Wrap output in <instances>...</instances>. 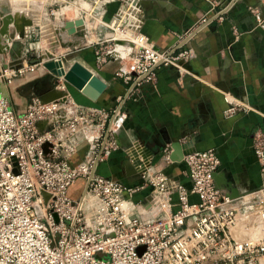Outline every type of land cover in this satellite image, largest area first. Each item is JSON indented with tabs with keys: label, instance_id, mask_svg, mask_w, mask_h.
<instances>
[{
	"label": "built area",
	"instance_id": "1",
	"mask_svg": "<svg viewBox=\"0 0 264 264\" xmlns=\"http://www.w3.org/2000/svg\"><path fill=\"white\" fill-rule=\"evenodd\" d=\"M117 1L121 5L112 21L118 28L114 31L132 32L133 38L120 46L131 43L133 51L131 61L115 73L127 89L111 110L79 106L50 126L48 119L63 109L62 102L43 103L34 95L20 112L5 92L6 84L17 74L49 73L44 63L50 57L38 55L40 61L32 63L33 52L40 53L33 43L22 67L0 58V264H264V197L239 206V198L219 190L217 149H193L184 157L189 186L162 173L149 177L153 189L142 203L132 199L138 188L98 173L100 163L118 147L126 100L142 84L154 81L162 66L174 69L179 79L193 73L186 42L163 49L142 32L143 7L150 0ZM66 7L57 11L66 16ZM96 44L101 45L96 51L99 63L107 62L111 52L103 41ZM76 53L51 57L60 60ZM55 87L69 92L63 77L55 79ZM225 99V113L231 116L239 105ZM39 123H45L43 130ZM85 142L86 157L73 163ZM171 152V147L166 150L168 160ZM255 155L264 170V133L255 138ZM79 182L82 191L74 197L70 191Z\"/></svg>",
	"mask_w": 264,
	"mask_h": 264
},
{
	"label": "crops",
	"instance_id": "2",
	"mask_svg": "<svg viewBox=\"0 0 264 264\" xmlns=\"http://www.w3.org/2000/svg\"><path fill=\"white\" fill-rule=\"evenodd\" d=\"M97 1L92 0L90 4V9L96 11L92 20L101 17L99 10L104 8ZM69 4L76 17L89 10L79 0H71ZM36 6V0H0L1 10L7 8L11 14L34 20L33 26L26 27L25 38L19 39V52L23 56L38 38L37 13L42 16L47 11ZM118 7L108 8L106 20L112 22ZM1 21L0 16V28ZM86 28L88 38L89 23ZM15 30L11 24L12 41L18 39ZM142 32L153 45L163 49L186 42L183 47L192 51L189 68L194 74L179 79L174 69L162 66L156 70L154 81L142 84L138 92L126 100L124 122L116 135L118 147L100 163L98 173L122 181L127 187L138 188L132 199L142 203L153 189L149 177L154 174L162 173L189 186L184 162L166 158L171 144L181 143L188 146L187 150L197 151L215 148L221 158L216 179L219 190L228 195L234 189L239 198L235 204L239 206L259 201L264 197V170L255 155V138L264 133V0H150L143 7ZM101 34L96 32L97 41L91 44L82 41L84 43L77 48L72 46L78 41L74 38L66 42L63 49L65 52L76 50L78 61L107 83L106 91L97 102H92L69 88L70 98L62 102L61 111L48 119V125L66 118L79 106L85 111L89 108L111 110L117 97L125 95L127 85L118 80L115 73L122 64L131 61V52L114 44L108 50L111 53L107 62L99 63L96 51L101 45L96 43L105 44L110 38L108 34L103 37ZM5 41L3 39V44ZM8 54L9 50L1 56L5 63L13 65L15 61H10ZM54 54L60 57L64 53ZM51 78L52 84L55 83ZM5 92L9 95L7 88ZM227 97L239 105L231 116L225 113L229 106ZM29 103L22 100L15 108L23 112ZM88 149L89 144L83 143L72 162L82 161ZM134 151L138 152L136 159ZM143 157L151 162L145 172L136 162L139 159L147 164ZM128 160L133 165L131 170L126 167ZM81 191L79 182L70 192L76 197ZM125 198H130L128 193ZM191 200L198 199L193 196ZM238 227H243V223ZM238 237L243 238L239 234Z\"/></svg>",
	"mask_w": 264,
	"mask_h": 264
},
{
	"label": "rangeland",
	"instance_id": "3",
	"mask_svg": "<svg viewBox=\"0 0 264 264\" xmlns=\"http://www.w3.org/2000/svg\"><path fill=\"white\" fill-rule=\"evenodd\" d=\"M64 1V2H63ZM67 1V2H65ZM69 1L71 0H36V7L37 9L44 7V10L46 8L47 11L44 12V15L39 13H37L39 21H37V28H38V38L37 40L34 41V43L37 44V46H39V50L40 53L35 54L33 52V55L31 56L32 59H38L36 58L38 55H40L39 59L41 58H48L51 57V54L54 53H58V52H63L65 53V50L63 48H65V44L66 42H71L74 38L77 39L78 41L75 43H73V47L77 48V46H79L80 43H84L82 41H85L86 44H91L92 41H97V36H94L96 32H101L102 37L105 36L106 34H108L107 37H110L108 39H114L113 41L110 42H106L104 45L109 49H112V46L114 44H118L121 45L122 43H124V39L130 37L133 38L132 32L127 33V37H122V35H120L122 32V29L118 31H114L116 29H118L116 26H113V22H110L109 20H106V17L108 16L107 12H108V8L112 7V6H116L119 5L120 7V2H118L117 0H98V4L101 6L103 5V9L99 10V16L101 15V17H95V19H91L93 17V13H95L96 11H94L92 13V15H89L90 12V6H88V4H91L92 0H80L79 2L81 4L84 5L85 8L89 9L88 14H83L82 17H79V14L77 15L78 17L75 16L74 11L72 10V6L69 4ZM75 1V0H74ZM89 1V3H88ZM84 2L86 4H84ZM49 3H51V5H49ZM89 4V5H90ZM55 5H57V9H55ZM67 6L65 9V15L61 14L58 10V8L60 6ZM88 6V7H87ZM117 11L114 13V16L117 14ZM56 10L54 12V14L52 15V11ZM97 10V9H96ZM0 14H5L6 18H12V23L14 25H19L20 19H18V15L19 14H11L8 12L7 8H4L3 10L0 9ZM82 15V14H81ZM62 16L66 21H71V22H75L76 20L81 23V20L84 19L85 22V27L87 26V24L89 23V27H90V36L87 38V34H86V29L84 31L85 36L84 37H79V36H75V35H69L68 34V38H67V31L65 30V22L61 23ZM110 16V15H109ZM57 19V20H56ZM113 19V18H112ZM80 20V21H79ZM88 21V23H87ZM113 21V20H112ZM83 26V25H82ZM81 26V27H82ZM95 26V27H94ZM3 27V25L1 26ZM113 27V29L111 28ZM16 31V30H15ZM117 36V37H116ZM18 39H16L15 41H12L14 39H11V41L8 44V46H11L14 42H19V37H17ZM57 39V43L56 42ZM30 43V42H29ZM12 47V46H11ZM126 50L128 52H132L133 48H132V44H128L124 47H122L123 50ZM43 51V52H42ZM74 52H76V50H73ZM67 55H71V54H67ZM10 61L13 60V57L11 56V54L9 53L8 55H6ZM72 56V57H71ZM71 56H67L68 60V65L73 64L75 61H78V56H75V54H72ZM27 57H30L27 56ZM71 57V58H70ZM2 58V57H0ZM26 58V56L24 57L22 55V53H17L15 54V62L13 63V67L14 68H18V67H22L23 66V61ZM79 62V61H78ZM37 74H35L34 76H36ZM33 75H29L27 77H25L24 75L21 76L19 74H17V76L13 77V80L11 83H7L6 84V88H7V92L9 93V96L12 98L13 104L15 107H17L19 105V102L22 100L27 101L28 103L30 102V98H32L36 93H33L32 91H30L31 87L33 85H35L36 83L38 84V88H36L37 90V94H41L45 89L50 88L53 84H52V76L49 73L45 74L44 70H41L39 72V75H37V77H34ZM20 82H22V84H20ZM20 84V85H19ZM23 98V99H22Z\"/></svg>",
	"mask_w": 264,
	"mask_h": 264
},
{
	"label": "water",
	"instance_id": "4",
	"mask_svg": "<svg viewBox=\"0 0 264 264\" xmlns=\"http://www.w3.org/2000/svg\"><path fill=\"white\" fill-rule=\"evenodd\" d=\"M0 16L2 17L1 23L3 25V27L0 28V57H2L1 54L6 53L9 50V53L11 54L13 60L15 61L16 60L15 54L19 52L21 43L20 41L14 42L11 45L12 47L8 46L7 43H9L11 41L10 39H12V37H9V26L12 23L11 20L12 18H6L5 14H0ZM18 19H20V22L19 25H15V29L18 33L19 39L21 40L25 38L26 27H31L33 26L34 23L32 19L24 15H18ZM76 22L78 21L77 20L75 22L66 21L64 27L65 30L68 32L69 35L84 37L85 36L84 31L86 29L84 19L81 20V24L80 23L76 24ZM3 39L6 40L4 44H3ZM71 55H67V56H71ZM67 56L60 60H54L52 57H50V60L44 63V67L47 69V71L51 74V76L54 79H56L57 77H63L65 82L68 84V88L79 91L82 95L87 97L92 102H97L99 98L102 96V94L106 91L108 87L107 83L78 61H75L73 64L68 65L67 69L65 70L64 65L69 60ZM39 61H40L39 59H36L32 61V63H38ZM69 94H70L69 92L67 93V92L59 91L55 87V83H54L53 86H51L48 89H45L43 93L37 94V96L40 98V100L43 103H50L54 101L64 102ZM44 125L45 123H39V127L41 130L44 129ZM186 147L188 146L184 147V145H182L181 143L171 144V148H172V152L170 154L171 161L176 163H181L184 160V157L193 150V149L187 150ZM133 156L136 159L138 157V152L134 151ZM149 156H152V153H149ZM143 159L147 161V159H145L144 157ZM136 162L140 166H142L144 172L148 169V167L151 166L150 161L149 162L147 161V164H144L142 163L141 160L138 159V161ZM126 167L128 170H131L133 168L131 160L127 161ZM217 175H216V179H217ZM87 188L88 187H86V191ZM237 194L238 193L235 192L234 189H231V192L228 195L231 198H237L238 197Z\"/></svg>",
	"mask_w": 264,
	"mask_h": 264
},
{
	"label": "flooded vegetation",
	"instance_id": "5",
	"mask_svg": "<svg viewBox=\"0 0 264 264\" xmlns=\"http://www.w3.org/2000/svg\"><path fill=\"white\" fill-rule=\"evenodd\" d=\"M36 88H38V84L37 83L31 87L30 91H32L33 93H37Z\"/></svg>",
	"mask_w": 264,
	"mask_h": 264
},
{
	"label": "bare ground",
	"instance_id": "6",
	"mask_svg": "<svg viewBox=\"0 0 264 264\" xmlns=\"http://www.w3.org/2000/svg\"><path fill=\"white\" fill-rule=\"evenodd\" d=\"M12 1H13V0H12ZM17 1H18V0H17ZM79 1H80V0H79ZM94 2H95V1H94ZM88 3H89V1H88ZM89 4H90V3H89ZM89 4H88V6H90ZM88 6H87V7H88ZM79 17H82V15L79 14ZM79 21H80V20H79ZM76 24H79V22H76ZM80 24H81V23H80ZM118 32H119V31H118ZM122 36H123V35H122ZM124 36H125V35H124ZM124 36H123V37H124ZM116 37H117V36H116ZM125 37H126V36H125ZM66 69H67V68H65V70H66Z\"/></svg>",
	"mask_w": 264,
	"mask_h": 264
}]
</instances>
